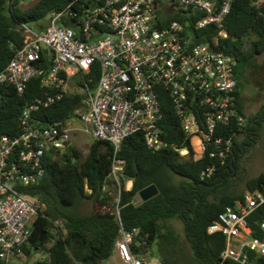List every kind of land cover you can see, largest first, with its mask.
Wrapping results in <instances>:
<instances>
[{"label": "built area", "instance_id": "1", "mask_svg": "<svg viewBox=\"0 0 264 264\" xmlns=\"http://www.w3.org/2000/svg\"><path fill=\"white\" fill-rule=\"evenodd\" d=\"M175 1L201 13L196 29L214 25L219 30L213 43L195 42L187 24L179 20L160 27L156 0H70L64 9L50 12L44 28L24 24V44L0 72V102L4 87L13 85L24 94L30 80L45 73L40 62L44 54L52 63L42 82L57 92L25 105L20 134L0 135V264L30 263L24 247L30 243L41 200L24 188L43 180L46 155L69 148L75 132L114 146L110 178L119 193L112 210L120 230L111 264H163L150 251L149 234L139 227L128 230L122 222L120 178L125 160L119 152L128 136L141 132L154 152L172 146L183 157L210 158L213 164L202 172V179L235 156L236 141L243 134L239 130L247 119L237 102L235 59L220 48L221 38L228 37L225 22L235 0ZM96 64L100 75L94 88L85 79L82 85L74 79L80 72L90 73ZM78 89L83 94L82 108L72 118L64 123H39V111ZM161 89L170 93L182 142L167 139L160 127ZM233 124L237 128L227 135L224 129ZM132 185L128 180L126 189ZM262 205L264 192L248 190L208 226V233H222L226 238L222 264L229 259L253 264L251 252L264 256V220L258 234L249 224V216ZM53 222L51 245L58 235L67 234L64 220ZM49 247L34 248V264H52Z\"/></svg>", "mask_w": 264, "mask_h": 264}, {"label": "trees", "instance_id": "2", "mask_svg": "<svg viewBox=\"0 0 264 264\" xmlns=\"http://www.w3.org/2000/svg\"><path fill=\"white\" fill-rule=\"evenodd\" d=\"M156 1L160 27L179 20L187 24L195 42L213 43L219 32L214 25L195 28V21L201 13L186 9L175 0ZM69 2L38 0L22 8L20 0H0V72L14 57L15 51L23 46L24 24L39 22L51 11L64 9ZM166 3H171L170 9ZM47 22L39 24L36 29L44 28ZM225 28L228 37L221 38L220 48L231 54L236 62L239 76L237 102L241 114L247 119L239 133L243 132L241 136L245 141L247 131L254 124L247 118L242 92L245 83L253 82V75L263 71L262 64L256 59L264 52V1L235 0ZM40 62L45 73L33 77L24 94H19L13 85L4 87V97L0 102V135L20 134V116L25 105L37 98L56 94L55 88L42 82L52 61L44 54ZM99 75L100 69L96 64L90 73L80 72L75 79L80 85L85 79L94 88ZM160 94L163 109L160 127L164 136L171 141L182 142L184 135L180 131L170 93L161 89ZM82 97L79 91L69 92L63 99L39 111L36 118L43 124L64 123L82 108ZM236 128L233 124L224 132L232 135ZM261 133L262 130L258 131L256 141ZM241 146L236 141L235 156H231L224 165L218 164L213 175L202 179V172L213 164L210 158L194 160L183 157L172 146L154 152L146 145L141 132L128 136L119 152V157L125 160L124 175L120 178V211L124 227L128 230L139 227L143 233H148L150 251L163 264H222L221 252L226 247V238L222 233H208V226L218 221L219 214L227 206L243 198L246 191L264 192V172L248 179L244 189L234 185L233 175L240 169L244 152ZM113 153L111 142L94 139L84 156L74 143L64 151L46 155L43 180L24 188L41 200L30 243L24 247L29 256L33 255L34 248L48 247L54 235L53 221L64 220L67 234L64 237L58 235L48 248L52 264H103L110 259L120 230L119 220L112 210L114 198L119 193V186L110 178ZM128 180L133 181L130 190L126 189ZM151 184L157 185L159 193L146 201L134 203L141 190ZM85 199L92 202V208L80 213L79 204ZM262 220L264 205L249 216V224L255 234H258ZM177 223L182 229H178ZM42 232L45 236L41 241ZM250 261L264 264V256L251 252ZM223 264L241 263L229 259Z\"/></svg>", "mask_w": 264, "mask_h": 264}, {"label": "rangeland", "instance_id": "3", "mask_svg": "<svg viewBox=\"0 0 264 264\" xmlns=\"http://www.w3.org/2000/svg\"><path fill=\"white\" fill-rule=\"evenodd\" d=\"M37 1L38 0H20V6L22 8H27L28 6L35 4ZM259 1L262 2L264 0H259ZM47 21H48V17L44 18L43 20L39 22H31L29 25L37 28L39 24L45 23ZM263 59H264V54L257 57L256 60L261 64ZM253 77L255 79V82H254L255 84H252V85L249 84L250 87L247 88V91L249 92L248 101H249L250 108H251V111L245 109L248 119L252 118V116H254V112L258 110V108L260 107L262 103H264V89L260 88L261 85L256 86L257 84L256 82L258 80L264 81V66H263L262 73L254 74ZM78 90L80 93H82L81 89H78ZM259 90L261 91L260 94H258V92H260ZM73 136H74V140L72 142L76 144L77 148L81 152V155L83 156L86 155L89 152L91 143L93 142L92 136L82 131L73 133ZM262 172H264V126L262 128V133L258 137L253 148H251V150H249L248 152H242V157L240 159V169L238 173H235L233 175L234 185H236L239 189H244L248 179L252 177H256L260 175ZM129 185L131 186V184ZM140 201H142L141 198L139 202ZM91 208H92V202L88 199L82 200L78 207L80 213H86L90 211ZM177 227L178 229H182V226L179 223H177ZM50 245H51V242L48 243V246ZM34 258H37V257L33 255L29 257V261L31 264H34ZM19 262L20 264L22 263V261H19ZM104 264H111V262L108 260Z\"/></svg>", "mask_w": 264, "mask_h": 264}, {"label": "flooded vegetation", "instance_id": "4", "mask_svg": "<svg viewBox=\"0 0 264 264\" xmlns=\"http://www.w3.org/2000/svg\"><path fill=\"white\" fill-rule=\"evenodd\" d=\"M264 52L260 55H258L257 57L263 55ZM263 66H264V59L262 61ZM254 79V78H253ZM262 79V78H261ZM255 79L253 82L249 83V82H246L245 84V88L243 89V94H242V97H243V104H244V109H247L249 111H251V108H250V104H249V92L247 91V88L250 87L249 84H255ZM256 86H260V88L264 89V81L262 80H258L256 82ZM259 84V85H258ZM260 91V90H259ZM260 92H258V94H260ZM252 120V123L254 124L253 127H251L247 133V139L244 141L242 139V136L238 139V143H241V147L243 149L244 152H248L249 150H251V148H253V146L255 145L256 143V136H257V133L258 131L262 130L263 126H264V103H262L260 105V107L258 108V110H256L254 112V116H252V118H250Z\"/></svg>", "mask_w": 264, "mask_h": 264}, {"label": "water", "instance_id": "5", "mask_svg": "<svg viewBox=\"0 0 264 264\" xmlns=\"http://www.w3.org/2000/svg\"><path fill=\"white\" fill-rule=\"evenodd\" d=\"M159 193V188L156 184H151L150 186L144 188L140 192V197L143 201H146L154 196H156ZM45 232H42V235L40 237V240L42 241L44 239Z\"/></svg>", "mask_w": 264, "mask_h": 264}, {"label": "crops", "instance_id": "6", "mask_svg": "<svg viewBox=\"0 0 264 264\" xmlns=\"http://www.w3.org/2000/svg\"><path fill=\"white\" fill-rule=\"evenodd\" d=\"M168 9H170V7H168ZM93 138V137H92ZM74 140V136H73V134H72V141ZM93 140H94V138H93ZM73 143V142H72Z\"/></svg>", "mask_w": 264, "mask_h": 264}]
</instances>
